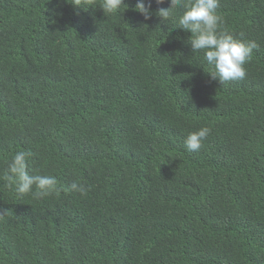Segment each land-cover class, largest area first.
<instances>
[{"label": "trees", "instance_id": "1", "mask_svg": "<svg viewBox=\"0 0 264 264\" xmlns=\"http://www.w3.org/2000/svg\"><path fill=\"white\" fill-rule=\"evenodd\" d=\"M71 2L0 0V264H264V0H220V27L256 44L224 83L184 9L155 15L168 0L149 20ZM17 151L57 191L9 187Z\"/></svg>", "mask_w": 264, "mask_h": 264}, {"label": "clouds", "instance_id": "2", "mask_svg": "<svg viewBox=\"0 0 264 264\" xmlns=\"http://www.w3.org/2000/svg\"><path fill=\"white\" fill-rule=\"evenodd\" d=\"M170 7L160 8L155 15L163 21L173 16L175 9H184L178 17L179 28L190 32V45L193 52L203 51L204 60L214 68L213 78H219L224 83L243 79L246 76L245 64L251 59L255 42H246L238 38L227 29H222V18L217 14L220 0H168ZM95 0H72L71 4L77 9H87ZM164 3V0H156ZM125 4V0H101L99 8L104 14H116ZM93 8V7H91ZM127 9V8H126ZM135 11L142 14L145 20L153 16L151 0H137ZM243 34H241L242 36ZM210 129L204 127L191 132L185 139V146L189 151H198L202 141L207 137ZM27 151H17L8 164L4 177L9 181L8 186L15 184V191L20 195L32 194L41 198L57 191V179L54 176L35 175L28 170ZM35 189V190H34ZM70 190L86 195L88 189L83 184L73 182ZM6 209H0V217L6 215Z\"/></svg>", "mask_w": 264, "mask_h": 264}]
</instances>
